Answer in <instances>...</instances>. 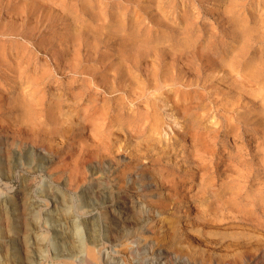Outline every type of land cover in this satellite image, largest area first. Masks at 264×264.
Here are the masks:
<instances>
[{
    "label": "rangeland",
    "instance_id": "1",
    "mask_svg": "<svg viewBox=\"0 0 264 264\" xmlns=\"http://www.w3.org/2000/svg\"><path fill=\"white\" fill-rule=\"evenodd\" d=\"M15 1L19 12L22 0H18L19 3L17 0ZM37 1L32 0V4L36 7L32 10L33 19L41 16L44 20L38 23L34 29L32 43L39 44V46L36 48L27 41L18 39L14 49L25 54V49L29 48L28 52L31 55L27 57H30V60L10 63V67H13V64L17 65L14 73L1 72V99L12 101L13 97L22 89L29 90L30 93L33 92L35 85L32 84L36 83L35 76L41 66L47 69L48 78L52 81L48 87V91L51 93H56L63 88L59 87L58 83L65 85L83 76L77 72H70V68L78 67L79 72L82 73L85 71L101 72L100 63L106 65L111 60L116 61L115 57H111V55L123 50L121 34L135 32L139 28H150L152 34H160L161 37L169 29L181 30L186 25L195 31L201 30L206 35L213 32L212 40L214 42L211 43V46L205 44L201 46L204 48L209 46L210 50L216 49L220 55L224 54L223 62L225 63L230 61L233 50L242 45L240 43L243 39L242 36L246 34L245 36L253 37L255 35L253 22L257 28V35L264 33V24L262 23L264 0ZM6 2L7 0H3V3ZM225 8L229 11L227 12ZM249 20L251 22L248 24L244 23ZM30 21L32 20L30 19ZM21 23L22 20L17 17L15 25ZM96 24L99 26L97 27ZM116 28L117 30H115ZM91 31L98 34L100 32L111 34V40L105 43L106 39L104 40L105 36L103 35L96 39H88L89 46L83 49L79 45L78 34ZM6 38L0 39V44L4 43ZM166 43L158 46L157 50L152 52L153 54L140 57L139 69L133 71V77L130 75L129 78L132 84L128 80L125 82L128 83L127 86L130 84L133 89H137L133 82L144 83L147 94L146 97L139 98L138 105L143 107L148 106L149 103L154 105L157 123L161 131L160 134L155 135L157 141L154 144L156 149H164L167 153L164 160L160 162L163 165L157 166V168L165 167V165L171 168V164H174L179 166L181 171L189 172L191 170L189 174L194 172L184 190L189 203L185 202L181 204L180 208L175 209V205L172 204L174 200L171 191L150 181L148 171L151 167H148L144 172V177L147 180L142 188H140L141 184L138 179L141 172L134 170L132 174L125 177L126 184L135 180L138 191L144 188V192L145 190L151 191V196L140 200L134 190L130 191V196L121 202L120 208L127 210L134 205L138 210V207L141 206L146 212L152 213L150 215L146 213V217L149 218L142 226L143 235L136 237L140 240L139 244L135 242L136 238L126 241L123 239L114 243L102 241L98 246L99 251H97L99 264H124V262L137 264V260L141 264H264V73L256 80H250L243 73L242 66H234L231 71L224 70L220 67L222 61H220L219 55L214 57L215 65L219 67L209 68L199 60L187 56L180 57L179 51H171L172 53L168 54L167 50H163V46L170 49L166 47L169 46ZM255 47L258 48V53L264 52V35L258 40ZM15 51L13 50V53ZM85 51L94 52V56L85 59L83 57ZM124 51H127V47ZM108 57L110 59H107ZM245 58H247L245 61H248L250 56ZM134 59L137 60L136 57ZM134 59L132 58V60ZM261 59L264 62V57ZM47 63L49 68L46 67ZM1 66L4 68V64ZM156 70L160 72H156ZM161 71L169 77V83L172 79L175 82H180L179 88L184 94L189 92L196 95L194 90H199L204 94L199 100L202 103L198 112L204 116L200 127L209 133H213L215 130L219 131L215 147H212L209 153L203 152L198 157H193L194 159L201 158L203 163H206V168L201 166L193 170L191 165L193 163L189 164L187 159H191L189 156L194 147L191 146L189 138L178 141L176 133L184 127L183 119L176 114L175 109L171 108L170 102L167 104L170 99L165 98L168 93L173 92V86L166 83L165 87H161L158 91H151L148 79L153 75H157L158 78L164 77ZM97 80H99L98 77ZM122 80H126V78ZM136 91L135 94L138 93V90ZM147 99L151 101L147 102ZM165 100L166 102H164ZM125 101L122 106L126 107L128 112H133L137 100ZM141 102L143 103L141 104ZM2 112H0V125L6 127L13 125L12 117L15 113L10 114L6 110H2ZM0 135L3 137L2 133ZM86 135H88V131H84L82 138H85ZM132 136L131 138L125 132H121L116 135L114 145L112 144V151H114L112 155H115L116 162H119L115 167L117 170L125 162L133 159L131 153L138 139L134 137L135 135ZM141 153L144 154L145 151L142 149ZM53 160L57 161L55 158ZM148 160L149 158L144 156L140 163L146 165ZM23 169L24 167L18 168L13 175L8 177L0 172V206L2 200L11 199L20 202V198L24 196L25 192L27 202L35 196L34 192L45 174H33ZM150 172L152 173V171ZM20 175L25 176L27 185L23 186L24 183H22ZM108 175L110 183L116 186L115 182L111 181L115 173L110 172ZM215 175L216 177L213 178ZM222 176V180H219ZM204 182L215 184L212 187L213 191L209 192L213 194V197L209 195L202 197ZM67 184L68 176L64 174L57 185L58 188L65 190ZM229 186H233L234 189H230ZM220 188H224L222 194ZM233 191L240 192V197H234ZM68 193H74L72 188H68ZM165 198L169 203L165 205L163 211L153 205L158 200L163 201ZM147 200L149 203L146 202ZM193 204L194 209L192 208ZM46 208L43 205L42 211ZM23 212H27V209H22L20 212L10 208L8 219L10 221L14 220L13 218L19 219V213ZM153 214L154 216H152ZM4 224L2 223L0 228L6 231L2 238L0 237V264H3L5 258H8L9 264H16L9 257L12 251L9 248L11 245L9 241L16 237L20 244L21 232L18 234L8 232L6 224ZM41 230L45 231L42 228ZM34 235L29 237V242H32V245L35 241ZM4 242L6 245H2ZM125 244H129L128 248ZM136 247L144 248V250H140V255L131 257L130 251L138 253ZM44 248L45 252L41 253V256L39 254L32 256L33 253H30L32 257L27 260L31 262L22 259L24 264H64L66 260L63 257L53 259L50 244L45 243ZM22 261L18 259L17 264ZM105 261L107 262L105 263Z\"/></svg>",
    "mask_w": 264,
    "mask_h": 264
},
{
    "label": "bare ground",
    "instance_id": "2",
    "mask_svg": "<svg viewBox=\"0 0 264 264\" xmlns=\"http://www.w3.org/2000/svg\"><path fill=\"white\" fill-rule=\"evenodd\" d=\"M16 3L15 0H7L6 3L0 0V39L7 37L6 41L0 44V75H2V71L14 73L17 65L13 64V67H10V63L30 60V57H27L31 55L28 52L29 48L25 49V54L14 49L18 39H23L36 48L39 46V44L32 43V33L44 18L39 16V18L33 19L32 10L36 7L32 4V0H22L20 10L18 7L19 12ZM225 10L227 9L225 8ZM17 17L22 20V23L15 25ZM98 19L100 20V18ZM249 22L251 20L244 23L248 24ZM262 23L264 24V20ZM253 27L255 35L253 37L245 36L246 34L242 36L243 39L240 41L242 45L233 50L230 61L228 62L227 59L226 63L223 62L224 54L220 55L216 49H209L211 43L214 42L212 40L213 32L206 35L201 30L195 31L193 28H189L188 25L181 30L169 29L162 37L160 34H152L150 28H139L135 32L130 31L127 34L124 32L120 36L123 50L111 55V57H115L116 61L111 60L106 65L100 63L101 72L85 71L82 73L79 72L78 67L70 68V72H77L83 76L65 85L58 83V86L63 88L56 93H51L48 91V87L52 81L48 78L47 69L41 66L35 76L36 83L32 84L35 85L33 92L30 93L29 90L22 89L13 97L12 101L0 98V112L3 113L2 110H6L10 114L15 113L12 117L13 125H9V127L0 125V133L3 134V137H0V172L8 177L13 175L18 168L24 167L23 170L26 172L45 174L42 182L38 187L36 186L37 189H34L35 196L32 200L27 202L25 192L24 196L20 198V202L11 199L1 201L0 228L2 223H5L8 232L11 231L14 234L21 232L20 244L16 237L9 241L11 244L9 248L12 249L9 257L17 264L18 259L27 260L35 254L41 256V253L45 252L44 244L48 243L52 248L53 259L63 257L66 260L64 264H99L97 251H99L98 246L102 241L114 243L123 239L126 241L130 238L142 237V226L149 218L146 217V213L150 215L152 212H146L141 206L137 210L134 205L127 210L120 208L121 202L130 196V191L134 190L140 200L151 196V191L145 190L144 192V188L138 191L135 180L126 184L125 177L132 174L134 170L141 172L138 177L140 188L145 186L144 183L147 180L144 177V172L148 167H151L152 173L148 171L150 181L171 191L174 200L172 204L175 205V209L180 208L181 204L185 202L189 203L184 190L194 172L189 174L191 170L189 172L181 171L180 167L174 164H171V168L167 165L157 168V166L163 165L160 162L164 160L167 153L164 149H156L154 144L157 141L155 135L161 133L154 105L150 103L146 107L138 105L139 98L146 97L147 94L144 83L133 82L137 88L133 89L130 84L127 86L128 83L126 84L125 81L130 82V75L133 77L132 74L139 69L140 57L150 55L165 42L169 44L166 47L170 49L163 46V50H167L168 54H171V51H179L180 57L187 56L199 60L209 68L219 67L215 65L214 58L219 55L220 61H222L220 67L224 70L231 71L234 66H242L241 69L247 78L256 80L264 73V62L261 59L264 57V52L258 53V48L255 47L264 33L257 35L254 22ZM92 29L95 30V28ZM93 31L78 34L79 45L83 49L89 46L88 39H96L103 35L105 36L104 40L106 39L105 43L111 40V34L103 32L98 34ZM173 41L176 43L174 44ZM203 44L209 46L204 48L201 46ZM147 45L149 46L147 47ZM126 47L127 51H124ZM13 50H16L15 53ZM22 55L24 57H21ZM92 56H94V52L90 51H85L83 55L85 59ZM246 56H250L248 61H245ZM135 57L138 61L134 59ZM2 64H4V68L1 66ZM46 67L49 68L48 63ZM16 71L18 72V69ZM124 78L126 80H122ZM169 80V77L165 75L162 78L153 75L148 79L151 91H158L161 87H165L166 83L173 86V92L168 93L165 98L170 99L167 104L171 103L173 106L171 108L175 109L176 114L183 119L184 127L176 133L178 141L189 138L191 146L194 147V150L190 152L191 159H187L189 164L193 163L191 164L193 170L201 166L206 168V163H203L201 158L194 159L193 157H198L203 152L209 153L211 148L216 145L219 131L215 130L213 133H209L200 127L204 116L198 112L202 103L199 100L204 94L199 90L193 91L197 93V96L189 92L184 94L179 88L180 82H175L172 79L169 83ZM136 90H138L137 94H135ZM116 92L117 94H114ZM125 100L130 102L137 100L133 112H128V109L122 106L126 102ZM150 101L147 99V102ZM84 131H88V135L82 138ZM121 132H125L131 138L132 135H135L138 142L134 145L131 153L133 159L125 162L117 170L115 167L119 162H116L115 155H112L114 154L112 144L114 145L116 135ZM142 149L145 151L144 154L141 153ZM144 156L149 158L146 165L140 163ZM53 158L57 161L54 162ZM110 172L115 173L111 181L115 182L116 186L110 183L108 175ZM64 174L68 176L65 190L58 188L57 185ZM20 177L24 183L23 186L27 185L25 176L20 175ZM222 178L223 176L219 180ZM214 185L211 182H204L202 197L205 195L213 197V194L209 192L213 191ZM218 186L220 187V185ZM124 187L125 190H123ZM68 188H72L74 193H68ZM229 188L234 189L233 186H229ZM23 190L25 191V189ZM223 190L224 188H220L221 194ZM142 191L144 193L141 194ZM239 193L233 191V196L240 197ZM176 199L177 201H175ZM146 202L149 203L148 200ZM168 203V199L165 198L163 201L158 200L153 205L163 211ZM43 205L47 207L44 211H42ZM10 208L20 212L22 209H27V212L19 213V219L13 218L14 220L10 221L8 219ZM192 208H195L194 204ZM41 228L45 231H42ZM5 232L0 229L1 238ZM32 234H35L33 245L32 242H29V237ZM136 240L135 242L139 244V238ZM2 245H6V243L4 242ZM125 245L128 248L129 244ZM136 250L137 254L135 251H130L131 257L140 255V250H144V248L136 247ZM30 253H33L32 256ZM27 262L31 261L27 260ZM2 263L9 264L8 258H5ZM18 264H24V262ZM124 264L127 263L124 262ZM137 264H141V262L137 260Z\"/></svg>",
    "mask_w": 264,
    "mask_h": 264
}]
</instances>
